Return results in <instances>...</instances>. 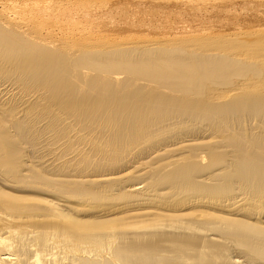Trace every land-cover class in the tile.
Masks as SVG:
<instances>
[{
    "label": "bare ground",
    "instance_id": "obj_1",
    "mask_svg": "<svg viewBox=\"0 0 264 264\" xmlns=\"http://www.w3.org/2000/svg\"><path fill=\"white\" fill-rule=\"evenodd\" d=\"M131 1L0 0V264H264V38Z\"/></svg>",
    "mask_w": 264,
    "mask_h": 264
},
{
    "label": "rangeland",
    "instance_id": "obj_2",
    "mask_svg": "<svg viewBox=\"0 0 264 264\" xmlns=\"http://www.w3.org/2000/svg\"><path fill=\"white\" fill-rule=\"evenodd\" d=\"M94 1L99 2V0H94ZM112 1H114V0H112ZM126 1L128 2V0H126ZM132 1H133V3H132ZM132 1H131V3L129 2L130 6L128 7L129 11H127V12L128 13L130 12L131 13L130 16L136 18V21H140V23L141 22H143V23L140 24L137 22L138 25L139 24L140 25L139 26L134 25V27H132L134 30L132 28H125V30L129 29V31H127L128 33L125 31H122V32H124L123 34L127 33L126 35L132 34V35L138 36V38H140V37L142 38L144 36H147L144 38L158 37V36L161 37V34H164L163 36L171 35V36L179 37L183 34H186L184 30H188L186 32H189V33L198 31V32L210 33V34H214V35H216V34L222 35L223 34V36H228L230 34L228 37H232L231 35L233 33V35H236V37L235 36H233V37H235L237 39H239L238 36H240V38L245 36V38L243 37L242 39L249 38L248 40H246L248 42L252 41V37H250V36L251 35L253 36L255 33L257 34L258 32H259L258 35H256V34L254 35L253 40H254V38H256V39H259V38L263 39L264 38V0H250V1L249 0H230V1L229 0H226V1L225 0H185V1L183 0L185 2V3L183 2L184 5L181 4L179 6L173 5L172 2H170V3L168 2L167 5L172 4L171 6H169L170 9L169 8L167 9L169 12H167L166 10L165 11L163 10V12L161 11V13L155 17H151L149 15L151 18L149 16H147V13L150 11L148 9H146L147 3L145 2L146 3V5H145L144 0H138V1L132 0ZM140 1L141 2L143 1V2L141 3ZM161 1H163V0H161ZM171 1H173V0H171ZM95 3L96 2H94L93 4H95ZM139 3H141V4H139ZM189 3H190V5H189ZM131 4H133V5H131ZM90 5H92V4H90ZM142 6L145 8H143ZM95 9L93 8L92 10H93V12L95 11L97 13V10H95ZM142 13L144 14V16ZM165 13H167L165 15L166 18L164 17ZM226 14H228V15H226ZM140 16H143L144 18L140 17ZM146 16L149 18H147ZM77 17H76V19L78 21H79V19H83V20H80L79 22L76 21V22H78V24L76 26V27H78L77 28L78 30L82 29L84 24L87 27H89L88 25L90 23L86 22L88 24L87 25L84 21L85 18H80L79 15ZM141 18L145 19V20H142ZM148 19L149 20L151 19L150 22ZM160 21H162V22H160ZM82 23H83V25H82ZM121 26H123V25L121 24ZM162 27H164V29ZM93 28H94V26H93ZM95 28H96V30L98 29L101 33L109 34L108 36H114V35L116 36L117 33L119 35V31L116 32L117 31L116 28L110 27V23L107 25H101V26H98V28L97 27H95ZM110 29L113 32L107 31ZM102 30L103 31L105 30V31L103 32ZM159 30H162V31H159ZM165 30L167 32H165ZM182 30L184 31V33H182ZM248 34H251V35H248ZM259 35H262V36H259ZM124 40H130V39H124ZM131 40H135V39H131ZM136 40H138V39H136Z\"/></svg>",
    "mask_w": 264,
    "mask_h": 264
}]
</instances>
